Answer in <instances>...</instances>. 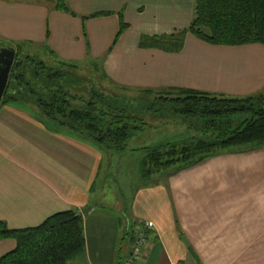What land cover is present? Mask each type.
<instances>
[{
	"label": "crops",
	"instance_id": "crops-1",
	"mask_svg": "<svg viewBox=\"0 0 264 264\" xmlns=\"http://www.w3.org/2000/svg\"><path fill=\"white\" fill-rule=\"evenodd\" d=\"M56 1L0 0V46L20 45L49 65L99 62L105 79L130 91L264 92V45L213 46L191 34L179 51L142 45L188 29L193 0H66L71 13ZM37 112L0 105V223L22 230L79 211L86 251L76 264H122L143 221L155 230L138 264H198L190 249L199 264H264V147L226 149L160 181L166 171L143 178L144 156L137 176L106 193L117 155L51 129ZM10 242L0 240V258Z\"/></svg>",
	"mask_w": 264,
	"mask_h": 264
},
{
	"label": "trees",
	"instance_id": "trees-1",
	"mask_svg": "<svg viewBox=\"0 0 264 264\" xmlns=\"http://www.w3.org/2000/svg\"><path fill=\"white\" fill-rule=\"evenodd\" d=\"M193 1L194 17L188 29L152 37L142 45L179 51L187 34L213 46L264 45V0ZM55 9L71 13L66 0H57ZM127 28L122 20L117 38ZM22 52L17 46L0 105L35 107L38 116L57 132L122 156L131 139L147 127L145 115L180 117L184 124L190 123L196 133L189 142L144 148L140 171L145 180L173 167L181 170L202 163L226 149L264 147V92L232 98L170 89L133 91L137 94L128 96L129 89L104 90L78 78L77 64L49 65ZM0 240L16 242L0 264H75L86 251L84 221L77 210L60 212L37 227L22 230L0 223Z\"/></svg>",
	"mask_w": 264,
	"mask_h": 264
},
{
	"label": "rangeland",
	"instance_id": "rangeland-1",
	"mask_svg": "<svg viewBox=\"0 0 264 264\" xmlns=\"http://www.w3.org/2000/svg\"><path fill=\"white\" fill-rule=\"evenodd\" d=\"M22 51V56L28 55L26 52L27 49ZM44 58H47V56H44ZM46 62L48 64L50 63L48 59L46 60ZM100 69L101 65L99 62L87 61L83 64H80L79 70L75 72V75L78 78L85 80L86 82L95 83L98 87L103 88L104 90L113 91L114 89H116V86L114 84H111L101 75ZM136 94L137 93H134L133 91H129L127 93L128 96H133ZM243 115L240 116L242 117L240 120L244 119ZM145 122L148 124L147 127L143 131L139 132V134H137L129 142L128 151L125 154L127 155L126 158H124L125 156L118 157V155L116 154L117 156H115V159L110 162L112 165V174L111 177H108V179L106 180V193H111L112 191L116 190V188L120 189L121 185L120 183L118 184V182L119 180H121V177L124 179L126 174L129 180H131L133 176H137L139 164L142 158L146 155L144 148H154L166 144L180 145L187 141L189 142L190 139L188 138L196 133L195 131L190 130V123L185 122L184 124L183 119H181L180 117L145 115ZM124 165H126L127 168L122 170ZM177 169L178 167L163 170L166 171L164 175L161 173L163 171H161L160 173H158V175L162 174V176H159V181L166 180L168 177V173H174ZM158 175L155 176L154 174L152 180L157 179ZM11 241L13 242L10 243L15 244V249L16 242L14 240ZM72 264H74V262Z\"/></svg>",
	"mask_w": 264,
	"mask_h": 264
},
{
	"label": "built area",
	"instance_id": "built-area-1",
	"mask_svg": "<svg viewBox=\"0 0 264 264\" xmlns=\"http://www.w3.org/2000/svg\"><path fill=\"white\" fill-rule=\"evenodd\" d=\"M155 230V225L149 221L139 222L135 228L133 244L130 253L122 264H138L144 255L149 242V235ZM185 264V263H178Z\"/></svg>",
	"mask_w": 264,
	"mask_h": 264
},
{
	"label": "water",
	"instance_id": "water-1",
	"mask_svg": "<svg viewBox=\"0 0 264 264\" xmlns=\"http://www.w3.org/2000/svg\"><path fill=\"white\" fill-rule=\"evenodd\" d=\"M17 50L15 47H3L0 46V102L2 101L6 88L8 86L9 78L16 61ZM182 240L188 248H190L189 242L186 237ZM190 254L193 256L195 261L199 264V258L195 252L190 249Z\"/></svg>",
	"mask_w": 264,
	"mask_h": 264
}]
</instances>
